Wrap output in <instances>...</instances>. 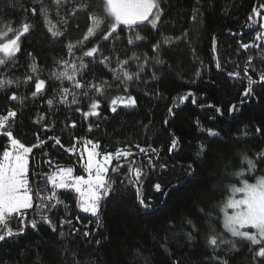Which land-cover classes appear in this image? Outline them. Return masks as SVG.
Listing matches in <instances>:
<instances>
[{
  "label": "trees",
  "instance_id": "obj_1",
  "mask_svg": "<svg viewBox=\"0 0 264 264\" xmlns=\"http://www.w3.org/2000/svg\"><path fill=\"white\" fill-rule=\"evenodd\" d=\"M43 3L50 10L51 24L64 35L51 36L36 0H0V28L31 25L30 32L21 37L14 65L0 66V79L14 81L0 90V115L9 109L16 111L12 132L26 146L44 141L30 154V183L44 189L43 174L58 166L84 174L80 157L89 140L99 144L101 153L121 149L132 155L121 156L116 163L124 162L123 167L108 175L112 185L101 201L100 227L97 217L77 206L75 192L57 190L62 203L43 212L56 231L40 221L37 229L28 227L23 234L0 242V264H214V255L228 264H264V259H253L250 247L257 246L249 242L237 240L236 249L222 245L215 253L206 243L212 229L225 239H236L224 230L220 207L231 194L227 186H239L232 174L247 168L243 156L257 162L256 172L245 176L249 182L264 175V159H257L264 152V82H259V73L264 72V38L257 39L263 33L264 8L260 5L264 0H161V24L156 30L147 21L134 26L147 39L131 45L127 39L133 32L127 26H120L115 38L107 41L102 39L107 27L84 40L92 26L90 14L103 15V0H67L59 6L52 0ZM80 4L89 7L77 8ZM32 8H36L35 15ZM164 38L171 43L163 44ZM158 41L161 48L154 51L152 46ZM97 43L100 51L95 57H84L88 67L75 77L83 88H75L73 81L50 78L52 72L65 70L58 61L79 65L82 52ZM69 44L76 46L74 54L69 53ZM244 44L250 47L245 49ZM133 53L139 59H130ZM125 60L128 63L122 65ZM161 60L162 64L157 62ZM33 63L36 73L31 70ZM122 69L140 75L127 82V91L113 79ZM67 70L71 71L70 65ZM153 74L158 78L153 79ZM37 75L45 80V87L34 97ZM248 76L258 82L245 96ZM104 81L110 87L102 95L90 88ZM65 88L75 93L77 104L71 103L73 96L65 94ZM84 91L88 97L81 95ZM188 92L193 95L181 102L180 97ZM12 93L17 100L10 99ZM118 96L134 97L135 106L118 102L121 106L113 112L111 100ZM90 98L100 102L98 115H84L90 110ZM209 129L219 135L210 136ZM173 139L178 141L175 148H171ZM5 145L9 141L0 135V153ZM201 145L205 149L197 156ZM74 146L75 152L68 151ZM137 168L141 172L138 181ZM156 184L161 191L155 189ZM47 187L41 195L50 194L51 186ZM137 191L150 203L149 209L139 205ZM37 203L34 197L29 217L39 221ZM11 227L18 229L15 219ZM85 232L90 235L86 237ZM188 233L194 239L189 240Z\"/></svg>",
  "mask_w": 264,
  "mask_h": 264
},
{
  "label": "snow or ice",
  "instance_id": "obj_2",
  "mask_svg": "<svg viewBox=\"0 0 264 264\" xmlns=\"http://www.w3.org/2000/svg\"><path fill=\"white\" fill-rule=\"evenodd\" d=\"M53 4L59 6L63 3V0H52ZM36 3L40 4V15L44 18L45 22L49 24L48 32L52 37H60L64 35L63 32L59 31L55 24H51L49 20L50 10L44 5L43 0H36ZM88 4L77 5V8L86 9ZM264 8V4L260 5ZM32 14H36V8H32ZM196 10L194 9V12ZM253 12L256 15H260V12L254 8ZM57 15L59 10L57 8ZM164 15L163 9L161 8V0H103V15L100 13L90 14L89 19L92 21V26L87 29V34L84 40H88L90 36H94L102 28L107 27L108 31L103 34L102 39L107 41L113 34L117 33V30L121 25L127 26V28L133 32L127 39L128 44H133L134 41H144L147 37L134 31V26L149 22L151 28L156 30L161 24V18ZM151 18V19H150ZM193 20L196 16L193 15ZM251 19V17H250ZM105 21H108L105 24ZM255 24V21H253ZM264 27V25H261ZM31 25L29 23H23L19 28H13L10 25H5L0 28V66L14 65L16 54L20 51V40L21 37L30 32ZM123 29H121L122 31ZM115 38V37H113ZM264 38V33L258 34L257 39ZM82 44L83 42H78ZM171 43L170 38H164L163 44L168 45ZM245 49L250 47L248 44L242 45ZM75 45L69 44L68 50L70 54L73 53ZM154 51H158L161 48V42L158 41L153 46ZM100 51V46L94 45L93 47L82 52L81 56L78 57L80 63H71L69 61H58L57 63H63L65 65L64 71L52 72L50 75L61 82L63 80L73 81L75 88H83L78 80L75 79L78 72L88 67V64L84 62V57H95ZM105 60L107 57L104 58ZM130 59H139V57L133 53V57ZM251 58H249V62ZM103 63V60L99 61ZM163 63V61H157ZM122 65L128 63L127 60L120 62ZM71 67L69 72L67 69ZM107 67V65H105ZM219 67V65H217ZM33 73L38 71L35 63L31 65ZM115 73V69H110ZM143 71V67L140 68ZM197 77L200 76V72L197 71L195 74ZM229 75L239 76V73H229ZM245 75H247V67L245 68ZM139 79V72L129 73L121 70V74L113 76V79L119 81L125 85V91H127V82L133 79ZM153 74V79H156ZM27 80L33 81L32 76L26 77ZM258 81L253 80L251 76H248V88L245 90L244 95L248 96L252 92V86ZM259 82H264V72L259 73ZM14 83L12 80L0 79V90H4L6 86H11ZM35 91L32 95L35 97L41 93L45 87V80L39 79L37 75L35 80ZM105 87H110L107 81H104L101 85H90V88L97 94H103ZM65 94H71L73 99L72 104H77L75 93H69V89H63ZM82 96L88 97L89 92L84 91L81 93ZM193 93L188 92L187 95L180 97V101L187 100ZM11 100H17L18 97L15 93L10 96ZM91 99L90 110L84 113L88 115H98L96 111L100 107L99 100ZM66 96L61 100V103L65 102ZM118 102L123 103L125 107L135 106L136 100L134 97L128 96L125 100L124 97L118 96L111 100L113 106L111 110L116 111V105ZM52 100L48 101L51 105ZM81 111L80 108L76 109ZM219 111V109L217 110ZM169 113H172V109L169 108ZM17 116L16 111L9 109L6 115H0V135L6 137L9 141V145H5L2 153H0V242L6 241L7 238L23 234L26 228L37 229L38 223L42 221L48 224L53 231H56L55 226L52 225V221L43 212L45 209L52 211L61 204L62 201L59 199L57 190H71L77 194V206L81 211L90 213L92 216L97 217V226L100 227L99 221V209L101 207V201L108 196L112 181L108 177L109 167L112 165L113 159L119 160L121 156L127 158L132 153L118 149L113 153H101L98 151L99 144L93 141H86L84 152L87 154V159L83 163V171L86 175H73L74 169L72 167L58 166L57 170L51 173L43 174V178L46 179L47 183L44 189L34 188L33 184L30 183L29 179V158L33 152L34 147H40L44 141H39L38 144L32 146H26L19 139H17L12 132V127L15 123V117ZM167 123V121H165ZM75 125H73L74 127ZM91 130V128H89ZM260 131V129H257ZM210 136H218L219 133L208 130ZM39 139V138H38ZM55 139L56 144H60L59 138ZM178 141L172 140L171 148H175ZM91 144V148L87 145ZM63 147V145H61ZM139 147V145H137ZM170 148V151H171ZM201 151L197 153V156L202 155L205 146H200ZM70 152H75V146L68 149ZM141 152L145 149L140 148ZM98 157H102L99 158ZM81 160L84 159L83 153H81ZM257 159H264V152L257 154ZM51 163V161H48ZM243 163L247 164V168H241L239 171L234 172V175L238 181L239 186L236 184L228 185L230 195L222 206L224 213L223 227L227 233H230L231 237L236 238L228 240L223 237L220 233H215L212 229L208 238L207 245L212 248L213 253L217 249H220L222 245H230L232 249H236L237 240L249 242L250 246H257L255 249L250 247V251H253V259H264V175L256 176L254 182H249V179L245 178L246 174H254L257 169V162L252 158H249L246 154L243 156ZM123 165H116L111 168L113 172L118 171ZM188 168L192 170V165L189 164ZM131 171V169H130ZM141 175L140 169L135 170V176L137 181ZM48 185L51 186L50 194L41 195L42 191L48 190ZM155 189L161 191V185L156 184ZM34 197L39 199L40 203L35 204V208L39 209L35 215L40 217V220L30 218L29 211L34 208ZM47 201V203H45ZM55 201V203H52ZM137 201L139 205L145 210L151 207L150 203L146 202L137 191ZM231 209V212L228 210ZM203 211V210H201ZM15 219L19 227L16 231L11 227V222ZM67 223H71L67 221ZM191 224L192 222L189 221ZM193 227H195L193 225ZM251 231H250V230ZM78 231V230H77ZM64 235V233H61ZM84 235L87 237L90 233L85 232ZM188 239L192 240L194 237L191 233H188ZM97 244L100 241H96ZM211 260L214 264H228L227 260H223L218 256H212ZM175 264V262H174Z\"/></svg>",
  "mask_w": 264,
  "mask_h": 264
},
{
  "label": "rangeland",
  "instance_id": "obj_3",
  "mask_svg": "<svg viewBox=\"0 0 264 264\" xmlns=\"http://www.w3.org/2000/svg\"><path fill=\"white\" fill-rule=\"evenodd\" d=\"M63 1H67V0H63ZM263 25H264V23H263ZM121 26H123V25H121ZM263 33H264V27H263ZM117 106H121V104H117L115 107H117ZM87 147H88V148H91V144H88ZM84 148H85V147H84ZM98 151H99V150H98ZM83 157H84V159H83V163H84V162L86 161V159H87V154H86V152H83ZM99 158H102V157H98V159H99ZM120 159H121V157H120ZM120 159H119V160H120ZM116 161H118V160L113 159V161H112V165L109 167L108 175H109V173L112 171V170H111L112 167H114V166H116V165H123V163H124V162L116 163ZM73 169H74V168H73ZM73 175H77V173H76V169H74ZM80 175H86V173H84V174H80ZM223 204H224V203H223ZM223 204H222L221 207H220V212H221V216H222V222H223V219H224V213H223V211L221 210ZM228 211L231 212V209H229ZM82 212H83V211H82ZM83 213H85V212H83ZM85 214H90V213H85Z\"/></svg>",
  "mask_w": 264,
  "mask_h": 264
}]
</instances>
